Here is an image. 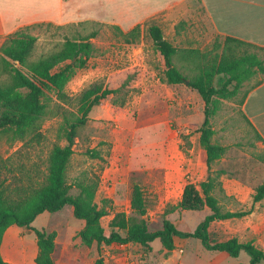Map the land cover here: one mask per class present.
<instances>
[{
    "label": "rangeland",
    "instance_id": "obj_1",
    "mask_svg": "<svg viewBox=\"0 0 264 264\" xmlns=\"http://www.w3.org/2000/svg\"><path fill=\"white\" fill-rule=\"evenodd\" d=\"M152 24L155 21L141 26L138 38L130 43L119 26L94 20L27 26L31 27L29 33L38 38L33 59L60 51L66 39L88 40L95 50L66 87L72 104H64L49 93L51 103L42 119L39 137L32 134L16 140L11 131L0 130V179L12 197L17 195V189L43 184L49 153L55 145L67 144L65 115L78 113L84 92L97 84L126 83L119 93L95 109L88 123L79 129L67 172L68 182L74 184L83 179L98 182L96 201L100 206L102 201H108L109 215L102 219L108 236L115 214L133 215L130 201L134 185L144 188L151 231L162 229L163 221L168 219L179 230L192 232L209 213L175 208L185 185L199 184L208 175L199 132L204 122V102L186 83H167L164 59L148 32ZM162 29L179 49L175 65L188 77L216 64L223 54L225 38L216 34L202 8L180 22L175 30L172 25ZM8 37H0V49ZM263 79L264 75L258 74L246 82L237 97L222 101L221 110L212 119L213 141L227 148L223 159L213 167L226 171L221 177L224 192L216 194L227 210L252 208L255 189L264 181V143L245 118L241 103L246 92ZM218 84L216 77L215 85ZM92 150H97L100 158H92L89 154ZM71 194L76 196L79 190L74 187ZM84 225L74 217L73 207L66 206L54 214L43 213L32 227L57 232L55 264H95L100 254L105 264H116L118 259L125 260V264L250 261L246 253L233 258L225 252L226 257L221 252L209 251L193 238L181 239L173 252H167L158 240L149 248L138 244L99 247L96 243L87 247L79 237ZM210 232L213 241L236 237L241 242L254 241L264 250V200L254 205L251 215L214 223ZM36 247L33 230L13 228L3 242V255L10 264H34Z\"/></svg>",
    "mask_w": 264,
    "mask_h": 264
},
{
    "label": "trees",
    "instance_id": "obj_2",
    "mask_svg": "<svg viewBox=\"0 0 264 264\" xmlns=\"http://www.w3.org/2000/svg\"><path fill=\"white\" fill-rule=\"evenodd\" d=\"M29 30L31 27H26L9 35L0 49V130L11 131L16 140H24L32 134L40 136L42 119L51 103L49 93H54L57 100L64 104H72L66 87L76 71L86 66L95 50L88 40L66 39L60 51L33 59L38 38L29 33ZM140 32L141 25H137L125 33L126 41H135ZM148 32L164 59L167 83L179 85L188 82L189 88L196 91L204 102V122L199 132L200 144L206 152L208 175L199 184L188 182L175 208L193 212L208 210L209 213L192 232L179 230L168 219L163 221L162 229L151 231L147 221L148 206L144 188L134 185L130 201L133 215L127 216L124 212L115 214L109 225L111 233L109 236L105 234L102 219L109 215L108 201H102L101 206L96 201L98 182L83 179L70 184L67 179L79 129L88 123L95 109L126 85L97 84L79 99L78 113L65 115L67 144L52 148L48 156L47 176L41 186L17 189V195L12 197L0 179V264H9L1 249L4 236L12 226L33 230L38 246L36 264H55L57 232L35 229L32 224L43 213L54 214L66 206H72L74 217L85 223L79 237L87 247L96 243L99 247L138 244L149 248L158 240L167 252H173L176 248L175 238H193L199 240L207 250L225 252L233 258L246 253L250 261L245 264L264 261V250L254 241L241 242L233 237L216 242L212 240L210 232L214 223L251 215L254 205L264 200L263 181L255 189L252 208L241 211L225 209L216 193L224 192L221 177L226 171L213 170V167L223 159L227 148L213 141L215 131L212 128V119L221 110L222 101L234 99L246 82L258 74L264 75V57L261 55L264 54V48L225 37L224 51L219 62L188 77L175 65L174 59L179 49L165 38L162 28L152 24ZM216 77H219L218 85H215ZM263 82L264 79L254 87ZM249 92H246L242 105ZM256 134L264 143L262 136L258 132ZM89 154L92 158H100L97 150H92ZM74 187L79 190L76 196L71 194ZM95 264H105L101 254Z\"/></svg>",
    "mask_w": 264,
    "mask_h": 264
},
{
    "label": "crops",
    "instance_id": "obj_3",
    "mask_svg": "<svg viewBox=\"0 0 264 264\" xmlns=\"http://www.w3.org/2000/svg\"><path fill=\"white\" fill-rule=\"evenodd\" d=\"M199 8L204 10L216 34L264 48V0H0V37L33 24L65 25L84 20L114 24L124 32L152 21L161 28L172 25L175 30ZM242 111L264 139V82L250 90ZM13 228L22 229L10 227L4 240ZM180 241L175 238V245ZM1 250L3 255V244ZM24 253H27L26 246ZM221 253L226 257L224 252ZM37 254L38 246L34 262ZM116 264H125V260L118 259Z\"/></svg>",
    "mask_w": 264,
    "mask_h": 264
},
{
    "label": "water",
    "instance_id": "obj_4",
    "mask_svg": "<svg viewBox=\"0 0 264 264\" xmlns=\"http://www.w3.org/2000/svg\"><path fill=\"white\" fill-rule=\"evenodd\" d=\"M186 85H188V82L186 83Z\"/></svg>",
    "mask_w": 264,
    "mask_h": 264
}]
</instances>
